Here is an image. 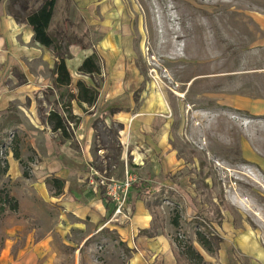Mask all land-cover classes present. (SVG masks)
I'll return each mask as SVG.
<instances>
[{
    "label": "rangeland",
    "instance_id": "374dc122",
    "mask_svg": "<svg viewBox=\"0 0 264 264\" xmlns=\"http://www.w3.org/2000/svg\"><path fill=\"white\" fill-rule=\"evenodd\" d=\"M116 13L131 26L145 83L168 97L170 138L136 160L119 138L121 124L108 127L98 118L88 136L85 172L97 190L102 176L130 175L132 194L137 182H158L162 191L174 192L161 206L164 234L150 245L137 244L138 226L150 217L140 216L144 197L129 201L128 218L122 215L116 225H95L80 215L84 200L73 194L74 183L67 192L76 208L51 196L47 177H68L62 170L50 172V156L80 157L82 149L75 138L50 130L46 112L54 97L48 88L38 94L32 85L38 61L29 55L0 79V124L15 121L2 129L0 140V164L9 165L0 172V264H163L165 251L153 245L161 238L169 249H179L176 239L191 243L213 264H225L227 256V264H252L242 249L245 239L264 248V46L257 45L256 21L264 0H116ZM53 72L47 69L46 77L53 79ZM133 97L138 102L140 94ZM50 137L61 141L53 153ZM14 147L20 148L19 159ZM5 193L18 201L17 209L4 203ZM200 225H211L218 236L217 252L197 240Z\"/></svg>",
    "mask_w": 264,
    "mask_h": 264
},
{
    "label": "crops",
    "instance_id": "0c3cea01",
    "mask_svg": "<svg viewBox=\"0 0 264 264\" xmlns=\"http://www.w3.org/2000/svg\"><path fill=\"white\" fill-rule=\"evenodd\" d=\"M42 1L31 0L30 3H36L35 8H37ZM8 4L9 0H0V79L9 72L10 68L19 67L21 61L32 56L38 61L37 73L33 76L35 79L31 82L32 85L38 94L48 88L49 93L54 97L53 106L51 105L46 114L48 115L53 109L61 111L59 93L64 92L65 87H61L58 93L54 83L56 73L53 72V79L47 78L45 73L47 69L54 71L55 64L64 56L71 74V84L66 88L67 92L77 94L78 81L95 87L98 92L96 101L92 105L85 102L79 104L76 98L71 100L72 111L79 117V122L76 128H73L74 137L67 140L75 138L82 149V155L75 158L66 153L50 156L48 164L49 168L52 167L49 169L50 172L62 170L67 172L68 177V180L60 177L65 180L64 192L54 196L50 189L51 196L58 202L67 201L65 204L68 209L76 208L68 199L69 197L72 199V195L67 192L70 183H74L73 194L75 196L81 194L84 200L81 203L80 215L89 216L95 225H99V222L103 225H116L117 222L111 221L112 216L106 219V215L113 213V203L110 202L107 208L100 189L97 190V186L92 187L95 182L93 179L90 180L89 172H85L88 170L86 164L90 157L88 136L91 127L98 118H101L108 127L121 124L118 128V133L121 135L119 138L132 152L131 156L137 160L138 157L135 155L141 157L148 149L155 146L162 148L169 142L172 115L168 97L161 89L154 88L151 82L145 83V78L136 65L133 31L129 22L116 13V0H56L48 27V33L55 43L53 46L36 42L33 38V28L26 21L17 20L8 9ZM256 21L261 28L257 45L264 46V14L259 13ZM94 53L101 67L100 74L82 73L79 68L84 59ZM142 85V90L138 91ZM135 92L140 94L138 102L133 97ZM67 98L66 95L61 97L63 101ZM9 120L13 121V126L15 121ZM49 128L51 130L50 126ZM54 143L59 146L56 139L50 137L48 139L50 153L57 150ZM83 153L87 154L83 155ZM139 164L146 165L145 161ZM55 176L59 177L60 174ZM136 195L137 193H129L126 207L129 201L135 202ZM140 197L145 198V195ZM138 206L140 216H150L148 217L150 224L139 225L137 233L131 228L129 233H135L139 246L150 245V239L157 236L150 238L140 234V231L151 226L152 215L144 203ZM163 242L165 243L164 238H161L159 239L161 246L156 242L153 243L154 248L165 251L163 264H176L172 245L169 249L166 243L165 246L162 245ZM242 249L252 264L253 262L264 264V248L253 238L245 239ZM228 259L227 256L225 264L228 263Z\"/></svg>",
    "mask_w": 264,
    "mask_h": 264
},
{
    "label": "trees",
    "instance_id": "16d2710c",
    "mask_svg": "<svg viewBox=\"0 0 264 264\" xmlns=\"http://www.w3.org/2000/svg\"><path fill=\"white\" fill-rule=\"evenodd\" d=\"M30 2L31 0H9L8 9L17 20H24L30 24L33 28V38L36 42L45 46H53L55 43L53 38L48 33V27L53 15L56 0H43L37 8H35ZM79 70L84 74H100L101 67L97 55L94 53L86 57ZM54 72L56 73L54 81L55 89L58 90L59 93V89L61 87L65 88L64 92L59 93L61 111L57 109L51 110L46 117V122L51 127V130L58 133L62 138L72 139L74 137L73 128H76L78 125L79 117L74 115L72 111L71 100L76 98L79 104H83V102H85L88 105H92L96 101L98 92L95 87H90L83 81L77 82V94L67 92L68 89L66 88L71 84V74L64 56L60 57V60L55 64ZM63 95L68 97L64 101L61 99ZM71 123L73 125H71ZM12 124L13 121L11 120H8L4 127L0 124V140H2L5 135L2 129H10ZM13 137V141H16L17 134L14 133ZM56 143H61V141L56 140ZM14 155L17 159L20 158L21 153L19 147H14ZM8 168V163H6L5 166L0 164V172H7ZM24 175H29L27 169L24 170ZM170 178L173 177L170 176ZM46 181L50 185V189L52 190V194L54 196H59L64 192V179L56 177L55 175H50L47 177ZM133 188L138 196L143 194L145 195L146 206L152 215L151 226L149 228L142 229L140 234L146 235L150 238L164 234L165 220L161 209L162 202L165 199L164 197H172L175 193L172 191H162L161 184L158 182H152L147 185L137 182L133 184ZM157 190H160L159 194L155 193ZM100 193L108 208L110 205V199L107 197L106 190L102 186H100ZM4 203H8L10 205L9 209L12 208L14 210L18 208L19 204L18 201L15 200L9 193H5L4 195ZM110 216V214L106 215V219ZM173 224L179 225L178 219H174ZM200 226L204 228V230L198 228L196 231L197 240L207 251L213 253L217 252L220 248L219 240L218 236L215 235V232L211 231V225ZM176 242L179 249L172 244V252L174 254L176 264H213L211 261H208L205 256L191 243L182 239L178 241L176 239Z\"/></svg>",
    "mask_w": 264,
    "mask_h": 264
},
{
    "label": "built area",
    "instance_id": "2783aa9c",
    "mask_svg": "<svg viewBox=\"0 0 264 264\" xmlns=\"http://www.w3.org/2000/svg\"><path fill=\"white\" fill-rule=\"evenodd\" d=\"M132 180L133 177L130 175L122 180L103 176L98 180V185L105 188L107 197L114 205V213L112 214L111 221H121L120 217L122 215L128 218L124 210L126 209L128 196L132 187Z\"/></svg>",
    "mask_w": 264,
    "mask_h": 264
}]
</instances>
